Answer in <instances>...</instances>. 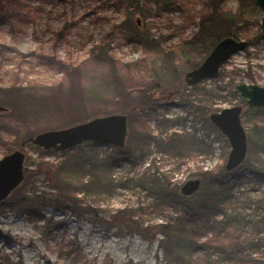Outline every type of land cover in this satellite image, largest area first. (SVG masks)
<instances>
[{
  "label": "rangeland",
  "instance_id": "374dc122",
  "mask_svg": "<svg viewBox=\"0 0 264 264\" xmlns=\"http://www.w3.org/2000/svg\"><path fill=\"white\" fill-rule=\"evenodd\" d=\"M24 1L28 2V7L23 10L26 15L15 18L13 24L0 25V92L7 96V111H0V140L10 143L9 150L0 144V159L17 149L25 152V178L26 170L39 171L35 182L29 184V190L53 198L59 194L54 186L60 184L65 192L75 190L84 202L91 204L90 209L97 207L95 210L102 211L100 216L109 219L110 214L119 208L154 200L153 194L134 181L150 164L155 163L154 167L167 173L171 184H177L179 191L188 180L200 177L199 167L202 170L225 167L231 146L226 136L222 138L220 132L211 127L210 115L240 104L239 94H232L238 82L264 86V34L261 31L263 11L255 0H226L223 3V8L235 17L233 30L239 29L250 35L260 32L263 37L235 53L221 67L224 69H220L217 79H206L199 83L208 91L218 94L216 100L208 103L203 100L202 87L195 89L185 81L186 72L191 70L187 68V61L194 60L196 55L183 46L175 47L177 75L170 72L163 57L164 49L168 51L179 44L184 36H190L198 29L194 24L185 28L182 24L190 10L198 11L201 8L203 0H179L183 4L181 7H165L152 18L136 10L131 15L133 24L130 30L137 27L143 41L122 39L108 52L106 48L101 51L94 44L101 41L112 24H118L125 18L122 8L110 5L106 6L105 11L96 9V0ZM157 6L153 4V11L158 12ZM103 14L106 17L100 18ZM67 19L72 21H69V26L59 37L58 33ZM237 39L248 41L245 35ZM2 43L20 53L8 52ZM110 48L112 46L107 47L108 50ZM4 50L7 52L3 58L1 51ZM39 55L54 56L78 67L76 83L79 94L76 102L79 104L73 107L75 102H69L70 95L66 92L59 96L56 86L62 83L63 89H66L70 84L69 77L60 69L48 65ZM153 79L159 81L158 86L152 85ZM126 83L135 84L134 89H126ZM141 83L145 85L143 91L152 95L159 105L157 114L160 118L163 116L169 120L165 135L174 131L189 132L206 141L212 153L195 155L198 152H194L189 157L177 158L152 150L138 157L135 163L125 160L111 168L100 165L98 173L102 172L104 180H112L115 186L94 187L85 195L80 188L82 183L93 177L95 168L91 162L82 169L73 168L71 158L75 157V153L82 152L95 159L104 157L112 152V144L84 142L66 154V150H44L33 142H26L29 136L33 139L36 134L46 130L61 129L95 117L118 113L128 115V140L132 132L129 114L123 109H117L112 99L119 95L116 97L128 100H122L121 103H126V108L131 107L141 98V87H138ZM187 99L192 100V106L183 105ZM248 109L255 110L243 104L241 120L248 141L246 159L255 163L264 160L256 124H264V109H257V113H246ZM157 114L152 113L151 123L154 127L157 125ZM17 131L20 134L15 138L14 133ZM178 163L181 165L177 169ZM25 178L17 188L23 186ZM232 180L236 186L233 199L228 203V213L233 212L246 219L245 224L242 222L241 228L237 230L243 233L244 238L253 237L255 233L260 237V253L259 250L254 253L258 257L264 253V181H256V174L247 165L233 174ZM17 188L2 201L13 196ZM41 213L43 218L35 223L26 211H20L12 204H7L4 211L0 212V264H7L6 257L14 264L163 263V252L159 247V240L163 236L156 233L160 229L159 224L165 220L166 213L163 211L154 212L151 218L147 217L141 231L134 234L119 232L116 226L107 229L105 224L95 222L92 214L86 215L84 220H78L70 212L54 211L50 201ZM223 217L221 215L219 219ZM48 218L53 219V227L49 231L47 224H44ZM250 219L258 221L259 231L250 225ZM230 229L234 230V227ZM156 234L158 239H154ZM212 236L214 233L208 229L201 241ZM109 238L112 243L110 246ZM73 241L79 247L77 253L65 247ZM193 248L194 245L184 246L182 251L191 252ZM204 252L197 255H203ZM219 256L221 253H216L213 258Z\"/></svg>",
  "mask_w": 264,
  "mask_h": 264
},
{
  "label": "trees",
  "instance_id": "16d2710c",
  "mask_svg": "<svg viewBox=\"0 0 264 264\" xmlns=\"http://www.w3.org/2000/svg\"><path fill=\"white\" fill-rule=\"evenodd\" d=\"M96 1V9L99 8L105 11L106 6L114 5L122 8L125 14V18L121 22L112 24V27L104 34L101 41L94 44L101 51L106 48L107 52L114 48L113 45L115 43L119 44L120 42L118 43V41L122 39L143 41V37L140 38L137 27L133 31L130 30V26L133 24L131 15L136 10H139L144 16L152 18L159 14L160 9L170 7L171 5H177V7L183 5L179 0ZM225 1L203 0L202 6L198 11H189L182 27L185 28L187 25L194 24L198 29L190 36H184L179 44H175L168 51L167 49L163 51L165 64L172 74H176L177 72L174 54L175 47L177 46H183L196 55L194 60L187 61V68L194 69L201 64L215 44L225 36L239 38L245 35V38L248 39L250 44L254 40H259L263 37L260 32L250 35L249 33L241 32L239 29L233 30L235 17L223 8ZM27 3L24 0H0V25L4 23L13 24L15 18L26 15V12L23 10L25 7H28ZM153 4L158 5V9H156L158 12L153 11ZM105 17V14L100 16V18ZM69 21L71 22L72 20H66L63 29L58 33L59 37L64 34L67 26H69ZM2 45L8 52L20 53L12 46L4 43ZM110 46L112 48L108 50L107 47ZM5 50L1 51V57L3 58L7 52ZM39 58L43 59L48 65L60 69L69 77L70 84L66 89H63L64 86H62V83L58 84L56 88L58 89L59 96L60 94L65 95V92L67 95H70L68 100L69 102H75L73 107L79 104L76 102L78 101L79 94L77 91L78 84L76 83L78 81V67L73 66L71 63H65L61 59H56L54 56L39 55ZM223 69L221 70L223 71ZM248 78L254 79L249 76ZM158 83V80L153 79L152 85L154 84L156 87ZM134 85L128 84L125 88L131 87V89H134ZM139 86L141 87V98L131 107L126 108L124 106L126 103H121L123 97H116L119 95H116L112 99L113 104L118 106L117 109H123L129 114V124L132 132L127 140L126 146L124 148L114 146L112 152L104 157H97V159L93 156H88L86 152H82L81 154L75 153V157L71 158L73 168L82 169L88 162H91L95 168L93 177L87 182L82 183L80 188L85 195L94 187L112 188L115 186L112 180L109 182L104 180L105 175L102 172H99L100 174L98 173L100 165L111 168L125 160L135 163L138 157L144 156L152 150L170 154L177 158L189 157L194 155V152H198L195 155H208L212 153L206 141L196 138L194 134L189 132L174 131L169 135H165L169 120L163 118V116L160 118L159 114H157L159 105L156 104L152 95H148L147 91H143L145 85L141 83ZM201 87L200 84L193 86L195 89H200ZM122 93H124V90H122ZM201 93L204 97V102L206 101L207 103L218 98L216 92L208 91L204 87L201 88ZM232 94L237 95L235 91H232ZM125 95L129 98L128 92ZM65 98L67 100V96ZM6 99L7 96L3 93L1 95L0 92V103L7 108ZM123 101L128 102L126 99ZM191 101L187 99L183 105L192 106ZM238 103L242 104L240 100ZM250 111L255 113L259 112L257 109H248L246 113ZM152 113L157 114L155 117L157 119L156 127L151 123ZM206 119L208 120V117ZM210 124L212 128L220 132L222 138H225V135L221 133L212 121H210ZM256 124L259 133L260 149L264 151V124H260L259 122ZM19 134L18 131L15 132V138ZM14 141L17 140L14 139ZM26 142H32L31 136L28 137ZM85 143L95 144L96 142L87 141ZM0 144L8 147V150L10 149V143L8 141L1 142L0 140ZM226 144L229 146L227 141ZM21 146H24V144ZM70 152L72 150L65 151L66 154ZM180 165L181 163L177 164V169ZM245 165L249 166L256 174V181L259 183L264 181V160L252 163L246 159L243 164L230 172L223 166L217 167L216 170H202V167H199L198 173L201 179V186L194 194L185 196L179 191L177 184H171L167 173L161 172L157 166L154 167L155 163L150 164L134 181L153 194L154 200L147 203L141 202L137 205L133 204L128 208H119L114 214H110L109 219L101 217L102 211L95 210L97 207H94L93 210L90 209L91 204L86 201L84 202L76 194L77 192L75 193V190L70 188L71 190L65 192L60 184L54 186L59 191V194L53 198H49L44 193H36V190H29V184L35 182L34 180L37 174H39V171L26 170L27 174L23 186L17 188L14 191V195H11L6 201L0 202V212L4 211L7 204H12L18 210L26 211L29 218L33 222L38 223L43 218L41 211L47 207L50 201L54 211L64 210L70 212L78 220H84L86 215L92 214L95 222L105 224L107 229L116 226L119 232L127 231L134 234L141 231L147 217L151 218L154 212L163 211L166 213L165 220L159 224L158 227L160 229L156 232L163 236L159 240V247L163 252V263L160 261L159 264H224L225 262L230 264H264V253L258 257L254 256V253L260 249V237L255 233L253 237L244 238L243 233L237 230L241 228L240 226H242L246 219L236 216L233 212L228 213V203L233 199L236 186V183L232 180L233 174ZM221 215H224V217L220 220L219 217ZM52 221V218H48L44 223L47 224V231L52 229ZM249 222L253 228L257 229L256 231L260 230L258 228V221L250 219ZM230 227H234V230L230 229ZM208 229H211L214 236L208 238L206 241H201V237L204 236ZM157 234L154 239H158L156 238ZM67 245L65 247H69L70 250H74L76 253L79 251V247L75 241ZM190 245H194L193 251H182L184 246ZM201 251H205L204 254L197 255ZM216 253H221V256L213 258V255ZM5 259L7 264H14L9 257Z\"/></svg>",
  "mask_w": 264,
  "mask_h": 264
},
{
  "label": "water",
  "instance_id": "95a60500",
  "mask_svg": "<svg viewBox=\"0 0 264 264\" xmlns=\"http://www.w3.org/2000/svg\"><path fill=\"white\" fill-rule=\"evenodd\" d=\"M255 3L263 11L261 31L264 34V0H255ZM137 22L140 24V18ZM248 45L247 40H239L233 36L223 37L198 67L186 72L185 81L189 86H195L206 79H217L220 76L221 67L235 53L245 49ZM235 92L241 98V105L226 107L210 115V120L227 137L231 146L225 164L228 172L243 164L247 157V132L241 120L243 104L253 109H264V86L238 82L235 85ZM0 111H7V108L0 105ZM128 133V115L118 113L95 117L61 129L40 132L34 136L32 142L44 150L52 149L56 152L74 149L87 141L124 148ZM25 155L23 150L17 149L0 159V201L6 199L24 180ZM200 186V178L190 179L181 187V193L190 196L198 191Z\"/></svg>",
  "mask_w": 264,
  "mask_h": 264
},
{
  "label": "bare ground",
  "instance_id": "6f19581e",
  "mask_svg": "<svg viewBox=\"0 0 264 264\" xmlns=\"http://www.w3.org/2000/svg\"><path fill=\"white\" fill-rule=\"evenodd\" d=\"M108 245H109V246L112 245V243H111V238L108 239Z\"/></svg>",
  "mask_w": 264,
  "mask_h": 264
}]
</instances>
